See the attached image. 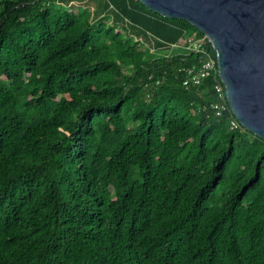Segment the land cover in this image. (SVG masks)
Returning a JSON list of instances; mask_svg holds the SVG:
<instances>
[{
    "label": "trees",
    "instance_id": "16d2710c",
    "mask_svg": "<svg viewBox=\"0 0 264 264\" xmlns=\"http://www.w3.org/2000/svg\"><path fill=\"white\" fill-rule=\"evenodd\" d=\"M205 58L140 0H0V264H264V139Z\"/></svg>",
    "mask_w": 264,
    "mask_h": 264
},
{
    "label": "water",
    "instance_id": "95a60500",
    "mask_svg": "<svg viewBox=\"0 0 264 264\" xmlns=\"http://www.w3.org/2000/svg\"><path fill=\"white\" fill-rule=\"evenodd\" d=\"M206 35L218 76L241 126L264 139V0H140Z\"/></svg>",
    "mask_w": 264,
    "mask_h": 264
},
{
    "label": "built area",
    "instance_id": "2783aa9c",
    "mask_svg": "<svg viewBox=\"0 0 264 264\" xmlns=\"http://www.w3.org/2000/svg\"><path fill=\"white\" fill-rule=\"evenodd\" d=\"M187 49L191 51H200L203 45L200 40H192L191 37L187 38ZM218 73L217 61L211 58H205L200 65H192L186 69V75L183 79V84L185 86H195L200 84L204 79L211 76L213 73ZM223 84L217 83L215 85L216 92L218 94V101L213 103L212 107L217 111V115H221V112L225 108V96L223 93ZM230 125L233 128L241 127V124L236 118L230 120Z\"/></svg>",
    "mask_w": 264,
    "mask_h": 264
},
{
    "label": "rangeland",
    "instance_id": "374dc122",
    "mask_svg": "<svg viewBox=\"0 0 264 264\" xmlns=\"http://www.w3.org/2000/svg\"><path fill=\"white\" fill-rule=\"evenodd\" d=\"M186 50H188V49H185V47H178V46H172L170 49H160L157 53L159 54H170V53H173V52H176V51H179V52H184V51H186ZM154 51L152 50V53H153ZM224 86V85H223ZM225 89V88H224ZM236 118V117H235Z\"/></svg>",
    "mask_w": 264,
    "mask_h": 264
},
{
    "label": "crops",
    "instance_id": "0c3cea01",
    "mask_svg": "<svg viewBox=\"0 0 264 264\" xmlns=\"http://www.w3.org/2000/svg\"><path fill=\"white\" fill-rule=\"evenodd\" d=\"M185 49H187V48H185Z\"/></svg>",
    "mask_w": 264,
    "mask_h": 264
}]
</instances>
